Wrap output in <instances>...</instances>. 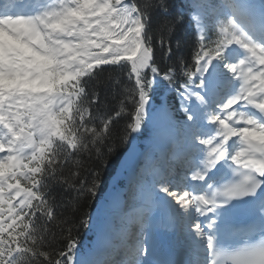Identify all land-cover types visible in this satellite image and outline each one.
Returning a JSON list of instances; mask_svg holds the SVG:
<instances>
[{"label": "snow or ice", "instance_id": "1", "mask_svg": "<svg viewBox=\"0 0 264 264\" xmlns=\"http://www.w3.org/2000/svg\"><path fill=\"white\" fill-rule=\"evenodd\" d=\"M149 122L163 147L135 203L81 252L73 229ZM153 205L183 258L149 242ZM0 264H264V0H0Z\"/></svg>", "mask_w": 264, "mask_h": 264}, {"label": "rangeland", "instance_id": "2", "mask_svg": "<svg viewBox=\"0 0 264 264\" xmlns=\"http://www.w3.org/2000/svg\"><path fill=\"white\" fill-rule=\"evenodd\" d=\"M148 128L150 130V134H151L150 136L151 137H150L149 142L146 145V147H148L146 154H144V155L143 154H137L136 147L134 146L136 144L133 141L130 143L131 148H130V152L126 156V161L127 160L132 161V166L133 165L134 166L139 165V163H141L142 160L144 161L145 158L152 155L153 153H160L161 152V149L163 147V141L158 140L156 138L154 131H153V125L151 122L148 123ZM151 145H154V148H152ZM139 156H144V158L141 160V157L139 159ZM126 183H128L127 178L125 179L124 186L126 185ZM131 199L133 200V198H131ZM103 204L108 205L109 202H107L105 199ZM101 206L100 207L98 206V208L95 212L96 218L99 219V222H98V224L94 225V230H95V228L100 230L102 227H104V225H110V222H108L107 220L103 221L104 219H103V212L102 211H103L104 207H101ZM163 209H165V208H163ZM99 210H101V211H99ZM165 211L167 212L166 209H165ZM161 213H162L161 210L158 211L159 215ZM152 230L156 233V236L154 238L157 242L161 243L162 241H168L170 243H173L174 245H179V243L181 245V243H184L183 239L180 235L179 226L177 225L175 230H173V228L170 226L169 221L157 223V225ZM96 245H97L96 236H95V233H93V238L91 241L92 250H94L96 248ZM181 247H184V246L181 245ZM186 247H187V245L185 246V248Z\"/></svg>", "mask_w": 264, "mask_h": 264}, {"label": "trees", "instance_id": "3", "mask_svg": "<svg viewBox=\"0 0 264 264\" xmlns=\"http://www.w3.org/2000/svg\"><path fill=\"white\" fill-rule=\"evenodd\" d=\"M177 2L179 3V0H177ZM118 128H119V125L117 127L113 128V135L114 136L117 135ZM136 136H137L138 143H139V145L142 148L144 143H145V140L148 137V131H147L146 126L142 130V134H139V135L136 134ZM130 142H131V140L128 143L121 145V147L118 149V153L119 154L116 157L112 158V161H111L110 165L105 170V174L103 176L102 183H101V185H100V187H99V189L97 191V195H96V197L94 199H92L89 202V207L86 209V211L89 213V218H90V215H91L92 211L94 210L96 202L98 201V199L101 197L102 193L104 192V189H105L106 185L108 184L110 178L117 171L120 170V168H121L120 166L122 164V163H120V161L124 160V157H125L126 153L130 149ZM86 231H87V226H81L78 229L77 228L73 229V236L78 242L79 249H81L86 244V241H88V239H90V237H88L87 240H85Z\"/></svg>", "mask_w": 264, "mask_h": 264}, {"label": "bare ground", "instance_id": "4", "mask_svg": "<svg viewBox=\"0 0 264 264\" xmlns=\"http://www.w3.org/2000/svg\"><path fill=\"white\" fill-rule=\"evenodd\" d=\"M113 206V203H110V208H112ZM108 208V209H110ZM101 211V210H100ZM103 217L105 218L106 217V209H103ZM160 221H162V219H160ZM150 243H155L156 247H157V252L158 254L162 257V258H166L165 255L162 254L160 248L162 247H168L170 250H171V259H181L183 258V253H184V250H185V246L186 244L184 243H181L182 246L184 247H181L180 243L179 245H174L173 243H170L168 241H162L161 243L160 242H157L155 240V238H153V240H150L149 241ZM177 246V247H176Z\"/></svg>", "mask_w": 264, "mask_h": 264}]
</instances>
